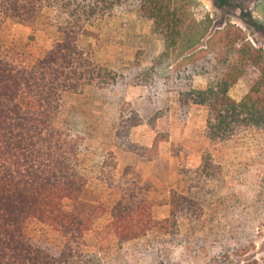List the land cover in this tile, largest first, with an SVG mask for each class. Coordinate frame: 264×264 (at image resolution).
I'll return each instance as SVG.
<instances>
[{
  "label": "rangeland",
  "instance_id": "rangeland-1",
  "mask_svg": "<svg viewBox=\"0 0 264 264\" xmlns=\"http://www.w3.org/2000/svg\"><path fill=\"white\" fill-rule=\"evenodd\" d=\"M115 1L113 14L88 27L82 37L94 60L111 72L106 89L91 91L76 103L88 149L82 159L87 166L97 156L116 162L117 178L136 181L146 190L156 219L163 220L169 216V192L182 191L180 171L201 165L206 144L207 111L179 103L177 77L181 74L185 86L207 71L208 86L234 85L229 96L241 99L237 102L258 90L264 83V0H159L161 17L175 15L183 21L170 30L167 23L151 20L154 0ZM201 35L204 39L189 53L199 51L182 64L186 39ZM60 40L47 12L33 25L0 15V49L22 54L30 65ZM189 75L190 82L185 80ZM135 122L140 124L134 127ZM215 160L225 168L221 201L206 210L195 228L181 223L183 244L145 238L120 248L111 237L104 244L106 263L264 264V132L236 138ZM106 225L103 218L94 231ZM29 231L55 246L64 244L59 234L37 222ZM95 234L87 240L96 245Z\"/></svg>",
  "mask_w": 264,
  "mask_h": 264
},
{
  "label": "trees",
  "instance_id": "trees-1",
  "mask_svg": "<svg viewBox=\"0 0 264 264\" xmlns=\"http://www.w3.org/2000/svg\"><path fill=\"white\" fill-rule=\"evenodd\" d=\"M116 7L115 0H0L3 18L33 25L47 12L61 36L32 65L22 54L0 49V264H107L103 250L111 237L120 248L145 238L181 245V223L195 228L221 201L225 168L216 154L236 138L264 132L263 82L237 102L229 96L232 84L210 82L206 90H194L182 84L180 74L175 83L179 103L207 111L206 144L201 165L180 171L182 191L169 192L167 218L156 219L147 191L136 181L117 178L116 162L97 156L92 166L85 165L88 149L76 103L106 89L111 72L94 60L82 37ZM149 12L154 24L167 23L169 30L183 24L175 15L161 17L159 0L150 2ZM204 37L186 39L182 64L199 51L189 53ZM170 40V47L176 46V37ZM191 75L185 80L190 82ZM103 218L105 228L94 231ZM34 222L59 234L63 246L31 235ZM91 233L97 234L96 245L87 240Z\"/></svg>",
  "mask_w": 264,
  "mask_h": 264
},
{
  "label": "crops",
  "instance_id": "crops-1",
  "mask_svg": "<svg viewBox=\"0 0 264 264\" xmlns=\"http://www.w3.org/2000/svg\"><path fill=\"white\" fill-rule=\"evenodd\" d=\"M192 88L194 90H206L208 88V79L201 75L194 76L192 80ZM241 99L237 100L240 101ZM197 107V106H194Z\"/></svg>",
  "mask_w": 264,
  "mask_h": 264
}]
</instances>
